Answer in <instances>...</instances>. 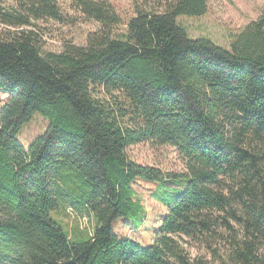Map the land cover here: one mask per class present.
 I'll use <instances>...</instances> for the list:
<instances>
[{
	"label": "trees",
	"instance_id": "1",
	"mask_svg": "<svg viewBox=\"0 0 264 264\" xmlns=\"http://www.w3.org/2000/svg\"><path fill=\"white\" fill-rule=\"evenodd\" d=\"M72 3L101 31L41 52L32 27L66 22L59 0H0L14 29L0 38V264H264V14L226 49L177 23L208 0H153L122 30L110 3ZM36 114L48 128L25 150L17 137ZM143 143L176 149L185 172L134 161ZM140 181L161 203L175 194L148 248L114 229L144 224ZM69 210L92 231L68 226Z\"/></svg>",
	"mask_w": 264,
	"mask_h": 264
},
{
	"label": "rangeland",
	"instance_id": "2",
	"mask_svg": "<svg viewBox=\"0 0 264 264\" xmlns=\"http://www.w3.org/2000/svg\"><path fill=\"white\" fill-rule=\"evenodd\" d=\"M110 3L121 16L123 24L118 30L124 28L129 18L145 6L153 4V0H96ZM63 13L68 14L66 22L42 20L34 23L32 30L37 34L38 47L41 52H60L67 44L85 46L88 37L100 32L101 24L88 19L72 3V0H59ZM264 14V0H208V12L202 17H179L177 23L183 27L190 39L205 38L213 44L229 49L231 36L239 34L252 21L258 20ZM9 29L0 24V38L7 39ZM14 31V29H11ZM9 98V93L0 89V111ZM48 128V121L40 114L24 125L17 140L21 146L28 150L31 143L42 136ZM131 158L139 164L155 166L166 172L184 173L185 165L178 151L170 146H154L150 143L134 145L128 150ZM138 198L146 210L144 224L136 229L130 221L119 219L114 224L116 234L120 239H131L145 248L152 246L158 234L162 218L168 213L166 203L175 196L162 195L164 203L157 201L154 194L159 185L140 181L136 186ZM167 189L175 190L174 184H167ZM65 223L73 227L93 229L94 223L87 215L68 211L64 217ZM187 241V239H185ZM192 259L202 258L210 260L207 253L196 244L187 241L185 245Z\"/></svg>",
	"mask_w": 264,
	"mask_h": 264
}]
</instances>
